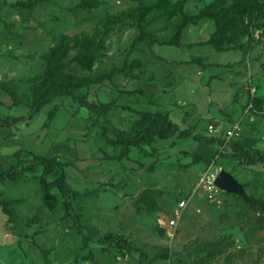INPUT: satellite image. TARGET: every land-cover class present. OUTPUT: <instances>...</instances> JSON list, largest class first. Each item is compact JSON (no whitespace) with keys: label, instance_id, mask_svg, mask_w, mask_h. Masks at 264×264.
Returning <instances> with one entry per match:
<instances>
[{"label":"rangeland","instance_id":"1","mask_svg":"<svg viewBox=\"0 0 264 264\" xmlns=\"http://www.w3.org/2000/svg\"><path fill=\"white\" fill-rule=\"evenodd\" d=\"M223 24L227 40L218 50L206 39ZM197 60L222 65L197 75ZM112 67L119 69L106 75ZM214 69L211 78L225 94L220 106L240 112L237 139L264 149V0H0V114L8 119L27 114L44 78L69 82L102 75L86 89L89 98L153 110L154 104L179 105L173 94L182 89L193 97L185 108L189 123L201 121L211 135L201 120L207 108L198 100L214 102L207 103L203 89L193 95L192 88ZM250 102L254 109L247 114ZM132 116L120 107L109 112L122 127ZM100 118L59 96L31 120L0 126L5 168L38 155L64 161V180L75 191L72 210L91 236L83 239L60 195L45 200L40 168L24 170L16 179L0 178V200L10 211L0 205V264H137L139 252L97 241L108 232L142 250L145 264H264V167L245 168L229 145H219L217 161L249 200L223 190L210 199L198 186L208 167L177 155L180 149L192 154V140L185 138L180 148L176 138L166 140L152 170L138 165L152 157L135 150L137 159L122 165L118 148L103 143ZM51 126L57 132L48 137ZM182 198L180 217L168 227Z\"/></svg>","mask_w":264,"mask_h":264},{"label":"trees","instance_id":"2","mask_svg":"<svg viewBox=\"0 0 264 264\" xmlns=\"http://www.w3.org/2000/svg\"><path fill=\"white\" fill-rule=\"evenodd\" d=\"M227 27L228 24H223V27L221 28L216 26V29L209 34L206 41L212 44L216 49L223 50V42L224 40H227L225 39L227 37L224 35V29ZM245 29V32H247V27H245ZM138 36H140V34ZM134 43L135 39L133 40L132 46H134ZM231 48L242 50L240 47ZM192 61L194 60L189 59L187 62ZM197 62L199 61L197 60ZM199 63L202 69L212 65V63ZM217 65L222 64L217 63ZM115 69L118 70L119 67H112L106 75H110ZM101 78L102 75H99L95 78H84L69 82L60 81L55 78H44L35 88V92L32 96V102L27 114L23 116H16L11 119L2 117L0 114V125L11 127L15 126L20 121H29L37 113H39L43 106L52 103L59 96H65L77 102L78 107H83L88 112L101 114V123H98L101 124L100 126L105 132V135L103 136V143L107 146L117 147L118 158H129V153L132 149H136V151L141 155L152 157V160L146 165L140 162L138 163L140 167H144L147 170L155 168V161L160 155L159 150L151 145L156 141V139L169 140L173 137L181 139L192 138L206 144H216L217 147L215 150H217V148L219 149V145L222 146L224 144L223 139L215 136L214 134L210 135L207 132L201 133L199 131L193 132L190 128H179L177 123L170 117L167 109L156 107L154 110H147L136 108L127 104H119L115 100L103 101L89 98L86 89L90 84L100 81ZM82 88H85V90L78 93V91ZM253 97L254 95L251 96V101L253 100ZM0 104H2L1 100ZM53 106L55 109L57 108L56 105ZM114 107H120L133 114L127 127L118 126L111 121L109 112ZM251 109H254L253 104ZM237 137L231 139L228 143L231 148L232 155L236 158L237 162L249 169H253L258 166L264 167V149L255 147L252 144L244 145L237 139ZM144 143L150 144L151 148L145 147L143 145ZM215 154L217 155V153ZM215 154L211 157H204L195 152L192 154L188 153V151L184 149L177 151L178 156L190 155L192 161H202L208 169L212 164L221 166V163L217 161ZM16 163H19V167L12 164L8 168H5L0 162V178L16 179L18 175H20L21 171H36L40 168L39 187L43 192L45 200L53 199V197L57 194L60 195L66 212L75 223V228L82 234L85 241L90 239L91 236L84 231V225L81 223L79 215L74 213L72 210L70 199L73 195H75V191H73L64 180L62 170L64 161L60 160L56 156L45 157L38 155L36 161L28 162L25 159H17ZM57 169H59L58 173L56 172ZM48 175H52V178L47 179ZM0 205L5 213L10 214V211L6 209L5 203L1 200ZM97 241L106 244L107 247L117 245L118 247L125 248L129 251H137L139 252L137 264H145V253L133 245L125 237L108 232L98 236Z\"/></svg>","mask_w":264,"mask_h":264},{"label":"crops","instance_id":"3","mask_svg":"<svg viewBox=\"0 0 264 264\" xmlns=\"http://www.w3.org/2000/svg\"><path fill=\"white\" fill-rule=\"evenodd\" d=\"M212 64L217 65V63H212ZM215 69L213 70V72L208 73L206 80H202V78H201L202 83L199 85L200 86L199 88H197V87L194 88L193 87L192 89L193 90L195 89V93L193 95L199 94V96H200V93L202 94L203 90H204V92L206 93V95L208 97V102L207 103L214 102V106L212 105L213 106L212 107L211 105H209V104L207 105L206 104V102L204 101L203 97L198 100L201 104L203 103L205 105V107L207 108V112L205 114H203V116L201 117L202 118L201 120H204V119L207 120V125H208L209 122L210 123H214L217 126V131H211V132H213L215 136H218L221 139H223L222 135H223L224 130L227 129L233 123V121H235L237 119L238 114L240 112L238 111L239 109L235 110V106H232V110H233L232 113L230 111L229 112L225 111L223 109V107L220 106V104H221L220 101L222 100L221 98H223L225 96V94L222 92L223 90H220L217 87V86H219V83L215 82V80H217L218 78H216V77L215 78H211V75H213ZM225 69L229 70L227 67H225ZM203 72H204V69L199 68V70L196 72V74L197 75H201ZM219 87H221V86H219ZM173 96H174V98L177 99L176 101H177V103H179V105L172 104L170 107H168V106L165 107L164 105H161V107H160L159 104H154L156 106H154V105H152V106L154 108H156V107L157 108H161V109H165L166 108L169 111L170 117L177 123L179 128H190V129H192L193 132L199 131L201 133H206V132H203L201 130V128H202V124H200L201 121L200 122L199 121H195L192 124H190L189 121H188L189 118H188V114L186 113L185 108H187L189 106V105H187V103H189L191 101V98H193V97L191 95L190 96L187 95L182 89H175V92H174ZM158 102H160V100H158ZM162 106H164L165 108L162 107ZM133 107L140 108V109L152 110L149 107H143V106L142 107L133 106ZM228 114L229 115L231 114V117ZM229 117L232 119L231 121H230ZM224 125H227V126L223 127ZM0 126H3V125H0ZM64 130H66V129H64ZM53 132L54 133L57 132V127H54V126L52 127L51 126L49 128L48 137ZM65 132L67 133V131H65ZM187 139L188 140H192V142L196 143L195 145H193V144L191 145L193 151L195 153H198L199 155L204 156V157H211L214 154V150L217 147L216 144H206V143H204L202 141H200L202 143H198L197 140L195 141L192 138H187ZM158 140L160 141V143H157L155 141L152 145L154 147H156L159 151H161L162 150L161 147H163L165 145L166 140L165 139H158ZM182 140H185V139L176 138L175 142H176V147L177 148H180L179 145L182 144ZM134 150L136 151V149H132L130 151L129 157L136 158L135 156L131 155L132 151L134 152ZM110 155L106 154V156H108V157H110ZM117 162L119 164H122V165L123 164L130 165L129 163H131V161L128 160L126 157H121V159L117 160ZM219 167H221V166H219ZM104 171L107 172L108 169L105 168Z\"/></svg>","mask_w":264,"mask_h":264},{"label":"built area","instance_id":"4","mask_svg":"<svg viewBox=\"0 0 264 264\" xmlns=\"http://www.w3.org/2000/svg\"><path fill=\"white\" fill-rule=\"evenodd\" d=\"M251 108H252V103L250 102L247 104L246 108L244 109V112L249 114ZM207 128L209 131H217V127L215 126L214 123H209ZM241 129L242 127L240 121L239 120L233 121V123L223 132L222 137L224 144L228 145L231 139L237 137L241 133ZM198 186L202 188V190L206 193V195L210 199H215V197L218 195V191L220 190L213 183V175L209 173L208 169L205 172H203L202 176L200 177ZM185 203H186L185 198L179 200L178 207L173 210V214L168 220V227H173V225H175L176 220L180 217L182 208L184 207ZM166 232L169 233V230L166 229Z\"/></svg>","mask_w":264,"mask_h":264},{"label":"water","instance_id":"5","mask_svg":"<svg viewBox=\"0 0 264 264\" xmlns=\"http://www.w3.org/2000/svg\"><path fill=\"white\" fill-rule=\"evenodd\" d=\"M209 173L213 175V183L220 189L226 192L237 193L241 195L245 200H249V197L245 194L242 185L236 180V178L227 170L219 167L217 164H212L209 167ZM159 235L164 233L163 227H157Z\"/></svg>","mask_w":264,"mask_h":264}]
</instances>
